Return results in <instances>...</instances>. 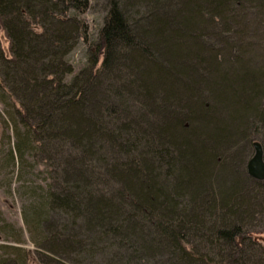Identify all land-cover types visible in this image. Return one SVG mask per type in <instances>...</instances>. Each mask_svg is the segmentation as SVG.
<instances>
[{
	"label": "trees",
	"instance_id": "trees-1",
	"mask_svg": "<svg viewBox=\"0 0 264 264\" xmlns=\"http://www.w3.org/2000/svg\"><path fill=\"white\" fill-rule=\"evenodd\" d=\"M88 6L0 0L8 40L7 49L0 41V104L14 129L10 160L19 165L29 154L48 172L42 197L23 211L26 222L45 224L40 245L52 255L44 263L81 264L116 249L107 264H264V180L216 153L246 128L249 139L264 141V65L251 66L264 57L242 42L243 10L264 16V0H108L93 51L75 69L66 58L80 39L89 41L81 17ZM216 47L224 49L220 61ZM200 65L206 97L190 95L191 103L199 100L209 114L227 99L221 89L232 88L238 103L235 133L217 145L202 143L200 115L176 93ZM168 123L183 141L168 134ZM198 143L206 153L195 162ZM8 248L15 256L1 255L0 264H30L29 251Z\"/></svg>",
	"mask_w": 264,
	"mask_h": 264
},
{
	"label": "rangeland",
	"instance_id": "rangeland-1",
	"mask_svg": "<svg viewBox=\"0 0 264 264\" xmlns=\"http://www.w3.org/2000/svg\"><path fill=\"white\" fill-rule=\"evenodd\" d=\"M107 3L108 0H89L88 9L81 15L82 19L88 25L89 41H87L86 43L85 41L80 39L70 51V53L67 55V61L75 69H78L79 67L83 66L88 60L90 52L93 51V48L90 47L94 45L95 39L97 38V32L103 24V18L107 9ZM242 13L244 17L242 20H244V25L248 29L246 30L247 34L244 35V37L242 38V42H246L249 47L251 46L250 52L251 50L255 52L257 51L256 53H258L259 55H263L264 57V16L259 15L256 10H254V8L245 9ZM236 20L238 21V23L236 24V26L233 25L234 29L235 27H237L236 29L240 27L239 21L241 19ZM215 33L216 35L220 36V32ZM204 34L209 37L212 33L207 31ZM228 35L231 36L230 39L232 40L231 42H229L230 44L235 45L236 43H238V40L240 38H238L237 35L232 36L231 33H228ZM213 38L215 40L214 36ZM0 41L2 46L7 49L8 40L6 39L5 34L1 28ZM232 49L233 52L239 54L236 49ZM223 50L224 49H222V47H216L214 49V51L219 53V56H216V59L218 61L223 59ZM247 50L249 51V49ZM252 56L256 57V55L253 54L247 55L245 58L251 59L253 61ZM259 62L260 60H255L251 63V66L264 65V62L260 64ZM188 64H186L185 67H189ZM199 68L201 69L202 74H206L205 71H202L205 68L203 65H200V67L195 66L190 68L186 74V85L182 84L179 87L177 86V90H175L176 93H178L180 98L182 99L181 102L186 105L185 101H188L186 106H188V108L190 109H196V113L200 115V122L197 125V131H199V133H197V135L199 137L200 135L206 134L205 137H202V143L210 141L211 143L213 142L217 145V143H219L220 141V138L225 139L230 136L231 133H235L237 127L235 121V114H238L239 111L238 103L235 106V103L237 101L231 98V93L234 92L233 88L229 91L221 89L222 95L226 94L225 96L227 97V99H222V101H220L221 103L217 102L215 105V110H213L214 112L212 111L209 114L206 112H201L198 108L199 100L197 101V103L194 104L191 103L189 99L190 95H195L197 93H199V96L201 95L203 98L206 97L207 91L205 89H202L204 88V84H201L202 86L200 85L201 75ZM208 78L209 79L207 80L210 81L212 77ZM218 93L221 95V91L219 89L215 90L213 94L217 95ZM228 93L230 96H228ZM208 103L209 105H213L211 101H208ZM259 103L261 105L260 108L264 110V95L259 98ZM228 109L234 110V115H230L231 111H228ZM166 130L168 134L172 133L174 140L183 141L184 134L176 135L172 131V126L170 123H168ZM251 130L249 131L246 128L243 131V137H239L237 140H234L232 143H229V145H226L227 147L225 146L223 150L216 152L219 156H223V158L227 161H232L230 162V164L232 163V166L237 165L240 171L242 173H245L246 175H248L246 171V164L248 160L252 157L254 152L252 143L254 141H258L260 143L258 139H249L248 136L251 134ZM22 132L23 127L20 126L19 133ZM216 140L219 141L216 142ZM14 141L15 137L12 121L9 119V116L5 113L3 106L0 104V256L4 255V257H14V253H16L17 250H12L8 247H18L20 250L24 249L25 251H29L30 264H45L44 259L48 260L50 259L49 256L52 255L50 254V252H47L45 249H42V245H40L42 242V238L45 235V224H37L35 223V221L32 222L31 217L29 218L27 223L26 220H24L23 211L25 206L29 205V203L37 201L38 198L42 197L43 190L45 189V175H47L48 173L46 170L47 168L45 167V165H42V163L39 162L36 163V165L34 166L32 162L33 160L30 158L29 154L25 156L23 160L24 162L20 163L19 165L18 161H16V158L14 156L13 160L11 161L10 153L13 152ZM261 145L264 159V141L261 143ZM196 146L198 155H195V158L193 160H195V162H199V159L201 157L199 156V152H202V155L204 156L206 153V148L205 146L199 143ZM233 157H236V159L232 160ZM242 161L244 162V164H242ZM243 165L244 171L242 168ZM32 192H34V194ZM51 217L53 219H56V221L58 220V217L54 214H52ZM67 220L69 221H62L63 226H68V223L71 221V219L69 218ZM263 234H259V236L261 235V237L263 238L262 241L264 243ZM55 243L56 245L58 244V242ZM99 246L101 247L102 245ZM104 250H100L98 254H95L91 258L88 257V259L82 260L83 262L81 264H107L108 260L112 258L113 253L116 252V249L110 250L109 252ZM38 253H41L44 256L38 255ZM76 256V254H68L69 258L74 259L76 258ZM159 260L160 259H158V261ZM67 262L69 263L68 260ZM111 264L113 263L111 262Z\"/></svg>",
	"mask_w": 264,
	"mask_h": 264
},
{
	"label": "water",
	"instance_id": "water-1",
	"mask_svg": "<svg viewBox=\"0 0 264 264\" xmlns=\"http://www.w3.org/2000/svg\"><path fill=\"white\" fill-rule=\"evenodd\" d=\"M254 152L246 164L247 174L256 180H264V159L262 146L258 141L252 143Z\"/></svg>",
	"mask_w": 264,
	"mask_h": 264
},
{
	"label": "bare ground",
	"instance_id": "bare-ground-1",
	"mask_svg": "<svg viewBox=\"0 0 264 264\" xmlns=\"http://www.w3.org/2000/svg\"><path fill=\"white\" fill-rule=\"evenodd\" d=\"M264 235V234H263Z\"/></svg>",
	"mask_w": 264,
	"mask_h": 264
}]
</instances>
